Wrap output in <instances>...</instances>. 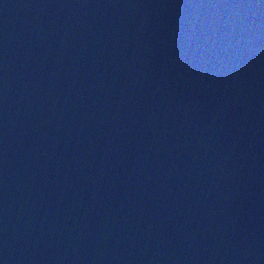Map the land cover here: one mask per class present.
<instances>
[{"label": "water", "instance_id": "water-1", "mask_svg": "<svg viewBox=\"0 0 264 264\" xmlns=\"http://www.w3.org/2000/svg\"><path fill=\"white\" fill-rule=\"evenodd\" d=\"M0 264H264V0H0Z\"/></svg>", "mask_w": 264, "mask_h": 264}]
</instances>
